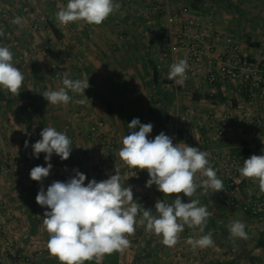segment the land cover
<instances>
[{
	"label": "crops",
	"instance_id": "crops-1",
	"mask_svg": "<svg viewBox=\"0 0 264 264\" xmlns=\"http://www.w3.org/2000/svg\"><path fill=\"white\" fill-rule=\"evenodd\" d=\"M221 1L224 8L217 6ZM67 2L0 0V30L5 32L0 46L12 51V63L24 75L19 95L0 89V241L6 237L13 243V256L5 259L7 264H60L47 249L49 235L43 226V214L49 209L30 199L29 193L33 188L36 198L41 187L46 191L53 181L66 182L75 175L74 170L86 175L85 185L118 172L121 183L132 187L133 198L141 208L137 220L143 208L156 214L158 199L174 202L177 194L165 196L155 185L146 187L147 171L128 167L118 155L122 139L130 131L127 125L134 118L153 124L149 139L164 132L174 144L188 142L209 153V165L217 170L223 190L214 193L201 188L191 198L178 195L185 203L199 199L212 213L208 221L224 225L227 231L213 228L208 222L204 233L185 225L179 242L169 248L162 244V237L137 223L135 233L127 237L130 246L118 251L119 264H130L138 248H152L151 259L156 264H198L199 251L200 264H264V239L262 245L256 244L264 235V193L260 192L258 181L239 172L243 160L256 153L264 154V95L255 92L252 96L237 85L206 80L208 70L226 56L225 51L232 44L244 61L258 62L264 56V22L238 10L234 0H193V6L189 0H114L119 8L100 25L84 21L62 25L56 13ZM179 6H185L186 13L169 24L167 13ZM40 15L43 22L38 21ZM16 17L22 18L20 24L12 23ZM186 17L210 22L211 34L199 42L202 53L195 72L187 71L184 83L177 85L168 79V73L172 63L187 60L184 40L189 37L182 35ZM13 25L30 35L26 43L13 34ZM168 27L172 29L171 37L166 33ZM20 46L27 48L15 55V47ZM66 54L72 55V61H66ZM65 75L73 80L88 77L90 86L84 95L89 100L83 105L76 101L85 97L70 90L72 99L67 104L52 105L43 97V92L62 87ZM37 88L42 107L31 126H37L36 120L43 115L42 130H66L72 138V153L81 155L78 163L71 165L53 154V167L43 184L30 179L33 167L47 164L44 153L39 158L33 155L32 144L40 136L28 135V117L19 104L21 96L30 95ZM24 100L26 103L28 98ZM96 120L103 121L102 136L91 134L90 127ZM243 121L245 124L241 125ZM251 126L253 134L245 136ZM108 142L113 143V149H109ZM226 156L235 159L236 174L228 167L215 168ZM98 162H104L105 169L94 174ZM195 179L199 183L206 178L197 172ZM257 205L259 209L253 212ZM235 220L245 224L246 240L230 238L227 225ZM208 232L212 233L214 246L194 250L188 244L189 238ZM2 252L0 248V258Z\"/></svg>",
	"mask_w": 264,
	"mask_h": 264
},
{
	"label": "clouds",
	"instance_id": "clouds-1",
	"mask_svg": "<svg viewBox=\"0 0 264 264\" xmlns=\"http://www.w3.org/2000/svg\"><path fill=\"white\" fill-rule=\"evenodd\" d=\"M118 8L114 0H68L66 7L56 13V19L62 25L78 21L100 25ZM21 20L16 17L12 23L20 24ZM4 36L5 32L0 30V37ZM12 61V51L0 46V89L19 95L24 75ZM188 67L185 59L172 63L168 79L182 85L187 78ZM62 84L58 90L43 92L49 104L69 103L72 99L69 90L85 97L76 103L83 105L89 100L84 95L90 86L88 77L73 80L65 75ZM127 126L130 131L122 139L118 153L120 159L130 168L147 171L146 187L155 185L165 196L177 194L174 202L158 199L154 206L156 214L143 208L137 220L141 208L133 198L132 187L121 183L118 172L99 182L92 179L85 185L86 175L74 170L75 175L66 182L53 181L46 191L41 187L35 199L38 205L49 209L43 214V226L49 235L47 249L60 264H85L92 260L101 264L106 254L122 252L130 246L127 237L135 233L137 223L162 237V244L169 248L179 242L185 225L204 233L212 213L200 204L199 199L185 203L178 194L191 198L201 188L205 192L212 189L214 193L223 190V181L218 178L217 170L209 165V153L185 143L174 144L164 132L149 139L153 124L141 123L139 118L132 119ZM137 128L138 131L135 130ZM40 136L41 139L32 144L33 155L39 158V154L44 153L47 166L33 167L30 179L43 184L53 167L50 163L52 155L67 160L72 142L65 133L53 127H44ZM25 147H28L27 140ZM197 172L206 179L198 183L195 179ZM239 172L245 178L258 181L260 192L264 193V154H253L243 160ZM227 227L230 238H248L243 222L235 220ZM187 242L194 250L214 246L211 232L199 238H189Z\"/></svg>",
	"mask_w": 264,
	"mask_h": 264
},
{
	"label": "built area",
	"instance_id": "built-area-1",
	"mask_svg": "<svg viewBox=\"0 0 264 264\" xmlns=\"http://www.w3.org/2000/svg\"><path fill=\"white\" fill-rule=\"evenodd\" d=\"M187 8L185 6H179L178 8L170 11L167 13V21L169 24L172 22H175L181 18L182 15L186 13ZM186 25L183 29L182 35L188 36L189 40H184V47L186 49V56H187V62H188V71L189 73L195 72V66L200 62L201 59V45L199 42L205 39V37L209 36L211 34V25L210 22H203L199 20L198 18L193 17H186ZM38 21L43 22L44 17L38 16ZM166 33L169 37L172 35V29L168 27L166 30ZM185 39V38H184ZM237 46L235 44H232L231 47H229L225 53L226 56L224 58H220L217 61V64L214 68H211L208 70L206 74V80L209 83H216V82H227L232 85H237L239 89H241L244 92H248L252 96L257 93L256 95H264V56L258 61V62H246L244 61L237 53ZM238 55V56H237ZM64 58L66 61H72V55L66 54L64 55ZM255 90V91H254ZM245 124L244 121L241 122V125ZM103 121L102 120H96L94 123H92L90 129L91 134L102 136L100 129L103 127ZM252 126L249 130H246L245 136H251L253 134ZM63 133H65L70 140L72 139L70 134L67 133L66 130L63 129ZM113 143L108 142L107 146L109 149H113L114 145ZM185 144L189 146L195 147L193 144L186 142ZM79 144L75 143V147L79 148ZM239 148L242 150L244 148L243 145L239 146ZM90 154V153H89ZM255 155H261V153H256ZM81 155H77L76 153H70L69 158L66 160L67 163L71 165H75L78 163ZM221 163H218L215 168L220 170L223 167H228V170L232 172V174H236L237 168H236V161L231 156H226V159H221ZM230 165V166H228ZM105 169V163L104 162H98L93 170L94 174H98V171ZM259 209V206L257 205L256 208L253 210V212H256V210ZM3 231V228L0 224V232ZM11 245L12 242H10L9 239H4L0 241V248L3 251L2 258H0V264H7L5 259H8L9 257L13 256L11 254ZM202 256L200 254V251L196 254V262L198 264L201 263Z\"/></svg>",
	"mask_w": 264,
	"mask_h": 264
},
{
	"label": "trees",
	"instance_id": "trees-1",
	"mask_svg": "<svg viewBox=\"0 0 264 264\" xmlns=\"http://www.w3.org/2000/svg\"><path fill=\"white\" fill-rule=\"evenodd\" d=\"M190 5H194L193 0H189ZM197 2H202L203 0H196ZM196 6V5H195ZM53 31L55 32V30L53 29ZM0 98H2V95L0 93ZM25 98H28V100L25 103ZM23 99V101H21ZM41 94H40V89H33V93L30 95H26V96H21V98L19 99V104H20V108L25 110V115L28 117L27 118V133L28 135L32 138V132L30 131L31 128V124L32 122L35 120V116L37 115V113L40 111L41 107H42V103H41ZM37 124L36 126V131L41 132L42 130V125L45 124V118L43 115L40 116V118H38V120H36L35 122ZM42 124V125H41ZM41 139V136L38 137V140ZM33 181V180H32ZM29 197L30 199L34 200V189L32 188V190L29 193ZM201 204V202H200ZM208 210V208H207ZM247 210V209H246ZM244 210V211H246ZM210 212V210H208ZM248 211V210H247ZM250 212V211H248ZM247 213V212H246ZM251 213V212H250ZM253 214V213H251ZM30 216V214H29ZM210 218V217H209ZM208 224L211 225L213 228L216 227V229H221L223 231H227L226 228L224 227V225H220V224H216L213 220L208 221ZM263 239H264V235H261V237L256 241L257 245H262L263 244ZM152 250V248H150L149 250H144L142 248H138L135 251L133 260L130 264H142V261H149L148 264H156L152 259H151V254L150 251ZM85 264H96L95 260L92 261H86ZM101 264H119L118 262V251L113 252L112 254L108 255L106 254L103 259ZM216 264H221L216 263Z\"/></svg>",
	"mask_w": 264,
	"mask_h": 264
},
{
	"label": "rangeland",
	"instance_id": "rangeland-1",
	"mask_svg": "<svg viewBox=\"0 0 264 264\" xmlns=\"http://www.w3.org/2000/svg\"><path fill=\"white\" fill-rule=\"evenodd\" d=\"M234 1L236 2L235 6H238V8H239L238 10L243 11L244 14H246L247 16H249L251 18L258 16V17H260V20L264 22V0H260V4H258L259 0H234ZM238 4H240V5H238ZM217 6L220 8H224V2L223 1L219 2V4H217ZM13 27H14L13 29L15 30V32H13V34L15 36L18 34L20 37H22V40L26 43V40L29 39L30 35L28 33H25V32L22 33V31H19L18 26H16V25H13ZM23 46H25V45H23ZM25 48H27V47H25ZM25 48H23L21 46L17 47V48L15 47V49H16L15 51L17 52V54H15V55H18V51L20 49H23L25 51ZM47 48H49V47H47ZM31 132L35 136H40L39 132L36 131V125L35 124L31 126ZM1 198H2V195H0V199ZM0 233H3V232L1 231ZM5 239H7V238L5 237ZM10 242H12V241L10 240ZM11 247H12V245H11Z\"/></svg>",
	"mask_w": 264,
	"mask_h": 264
}]
</instances>
